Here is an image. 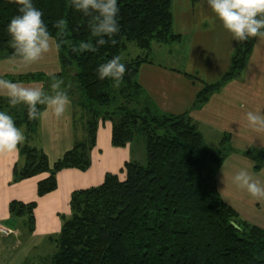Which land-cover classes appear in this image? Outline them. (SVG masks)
Returning <instances> with one entry per match:
<instances>
[{
  "label": "trees",
  "instance_id": "trees-1",
  "mask_svg": "<svg viewBox=\"0 0 264 264\" xmlns=\"http://www.w3.org/2000/svg\"><path fill=\"white\" fill-rule=\"evenodd\" d=\"M118 2L121 31L97 52L76 55L67 44L58 50L62 87L69 95L75 90L79 93L77 103L85 113L86 138L53 164L41 150L24 144L20 151L25 163L22 168L15 167L14 177L48 172L38 183V195L42 196L57 187L60 170H87L98 127L104 121L112 123L115 147L142 137L147 162H126L123 179L107 173L100 185L75 190L71 216L60 234L51 239L55 250L39 264H264V228L244 220L217 188L218 171L231 149L230 134L224 133L217 146L208 145L188 114L162 112L138 81L141 65L150 61L153 44L180 39L173 27L172 0ZM34 4L43 11L55 41L59 38L53 25L61 17L68 21L64 39L73 43L88 39L87 18L73 10L68 0H34ZM16 12L14 3L0 0V59L15 58L5 26ZM256 40L238 42L230 69L219 81L203 86L195 106L206 103L242 74ZM128 43L141 52L122 59L127 71L116 89L108 79H98L95 69L114 55L122 57ZM17 80L51 82L41 73ZM0 110L8 111L19 128L25 127L27 139L36 133L38 120L28 119L25 105L12 107L0 97ZM246 153L257 161L256 169L264 167V149ZM35 206V202L10 204L12 214L27 217L29 231L34 228Z\"/></svg>",
  "mask_w": 264,
  "mask_h": 264
},
{
  "label": "crops",
  "instance_id": "crops-1",
  "mask_svg": "<svg viewBox=\"0 0 264 264\" xmlns=\"http://www.w3.org/2000/svg\"><path fill=\"white\" fill-rule=\"evenodd\" d=\"M172 11L174 31L180 39L171 44H153L151 56L159 54L165 46L170 47L168 57L160 54L163 57L159 61L149 58L139 69L138 81L162 112L188 114L208 145L215 146L212 143H219L224 133L230 134L231 149L218 171L217 188L223 200L244 220L264 228V200L257 201L231 181L236 171L246 168L254 179L264 182V167L256 169L257 161L246 153L264 149V132L250 129L245 119L247 111H264V39L257 38L241 75L213 93L206 103L195 106L203 86L219 81L230 69L238 42L215 17L206 0H172ZM55 42L54 39L53 47L41 61L30 66L18 63L17 58L0 59V77L17 80L20 76L41 73L61 79ZM18 81L46 90L49 89L46 84H50L44 80ZM69 97L70 104L62 117L49 114L43 122L38 120L33 137L26 138L14 152L0 153V224L14 229L10 237L0 236V264H39L55 250L51 239L60 234L64 221L71 216L70 201L75 190L100 185L107 173L123 179L126 162L144 164L139 161L144 159V139L135 137L126 146L115 147L112 123L104 121L98 127L87 170H60L57 187L42 196L38 195V183L49 176L48 172L16 179L15 167L22 168L25 163L20 151L24 144L41 150L53 164L76 142L86 138L85 113L77 103L79 93L75 90ZM20 128L26 137L25 127ZM13 201L36 203L32 231L26 224V216L11 213Z\"/></svg>",
  "mask_w": 264,
  "mask_h": 264
},
{
  "label": "clouds",
  "instance_id": "clouds-1",
  "mask_svg": "<svg viewBox=\"0 0 264 264\" xmlns=\"http://www.w3.org/2000/svg\"><path fill=\"white\" fill-rule=\"evenodd\" d=\"M10 3L17 6V12L5 26L9 47L13 49L18 63L26 66L36 64L51 50L54 41L43 19V11L35 6L34 0H10ZM68 4L87 18L89 37L77 43L64 39L68 21L65 17L58 18L53 25L59 38L54 45L57 50L67 44L76 55L95 53L108 39L120 33L118 0H68ZM206 4L231 33L233 40L241 43L250 38L264 39V0H206ZM112 43L116 41L112 40ZM126 71V63L121 55L112 56L95 69L98 79H108L116 89L121 86ZM63 85V79L55 75L51 78L50 91L39 85L26 86L21 81L0 77V97L6 98L12 107L25 105L29 120L43 122L49 114L62 117L70 104V97ZM245 119L250 129L264 132V111H247ZM25 139L13 116L6 110H0V153L16 151ZM222 179H225L224 173ZM231 181L257 201L264 200V182L254 179L246 168L236 171Z\"/></svg>",
  "mask_w": 264,
  "mask_h": 264
},
{
  "label": "rangeland",
  "instance_id": "rangeland-1",
  "mask_svg": "<svg viewBox=\"0 0 264 264\" xmlns=\"http://www.w3.org/2000/svg\"><path fill=\"white\" fill-rule=\"evenodd\" d=\"M181 47H183V46H181ZM169 48L170 47L163 46L162 49L160 50V53L159 54L158 53H155L152 56H150V58L154 59L155 61H159L160 58L163 57V55H160V54H164L165 56L168 57V55H167L168 53L167 52H168ZM179 50H181V49H179ZM140 52L141 51L136 46H134L133 43H128V49H127L126 53L122 55V59H130V57H136V55H138ZM178 52L180 53L181 51H178ZM212 145L217 146L218 143L217 144L216 143H214V144L212 143ZM139 159H140L139 160L140 162L142 161L144 164H146V162H147L146 149L144 150V159L143 160H141V158H139Z\"/></svg>",
  "mask_w": 264,
  "mask_h": 264
},
{
  "label": "built area",
  "instance_id": "built-area-1",
  "mask_svg": "<svg viewBox=\"0 0 264 264\" xmlns=\"http://www.w3.org/2000/svg\"><path fill=\"white\" fill-rule=\"evenodd\" d=\"M14 229L10 228L4 224H0V236L2 237H10L13 235Z\"/></svg>",
  "mask_w": 264,
  "mask_h": 264
}]
</instances>
